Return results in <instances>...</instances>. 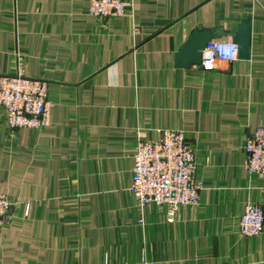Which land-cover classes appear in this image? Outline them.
<instances>
[{
	"label": "crops",
	"instance_id": "1",
	"mask_svg": "<svg viewBox=\"0 0 264 264\" xmlns=\"http://www.w3.org/2000/svg\"><path fill=\"white\" fill-rule=\"evenodd\" d=\"M129 3L101 21L88 0H0V75L20 64L51 104L45 129L0 123V193L14 203L0 264H264V230L238 232L246 205L264 211V176L244 167L264 126V0ZM247 17L248 60L173 66L194 30L232 40ZM162 130L186 136L202 183L171 223L131 193L137 140Z\"/></svg>",
	"mask_w": 264,
	"mask_h": 264
},
{
	"label": "built area",
	"instance_id": "2",
	"mask_svg": "<svg viewBox=\"0 0 264 264\" xmlns=\"http://www.w3.org/2000/svg\"><path fill=\"white\" fill-rule=\"evenodd\" d=\"M129 0H88V14L106 21L122 17ZM238 45L231 39H215L201 52L200 66L205 71L217 62L233 63L238 59ZM48 84L29 79L18 65L16 72L0 75V123L10 131L42 130L49 126ZM245 170L264 176V126L254 129L244 144ZM196 161L192 146L181 131L162 130L156 140L138 139L133 155L131 193L140 208L147 205L165 208V218L173 222L180 207L199 202L202 183L194 179ZM12 199L0 193V232L11 218ZM25 213L28 205L26 204ZM264 230V211L256 204L246 205L238 219V232L254 237Z\"/></svg>",
	"mask_w": 264,
	"mask_h": 264
},
{
	"label": "water",
	"instance_id": "3",
	"mask_svg": "<svg viewBox=\"0 0 264 264\" xmlns=\"http://www.w3.org/2000/svg\"><path fill=\"white\" fill-rule=\"evenodd\" d=\"M213 36V33L207 30H194L175 53L173 66L175 68L187 69L192 65H199L201 62V52L205 49L207 43L213 39ZM232 41L238 45V58L248 60L251 43L250 17L242 21L239 29L234 33Z\"/></svg>",
	"mask_w": 264,
	"mask_h": 264
}]
</instances>
